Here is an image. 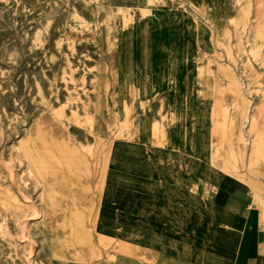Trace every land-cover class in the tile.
<instances>
[{
    "label": "rangeland",
    "instance_id": "374dc122",
    "mask_svg": "<svg viewBox=\"0 0 264 264\" xmlns=\"http://www.w3.org/2000/svg\"><path fill=\"white\" fill-rule=\"evenodd\" d=\"M0 2V264H51L48 226L33 215L43 184L29 173L41 121L90 164L96 256L79 264H210L215 243L233 253L240 231L225 217L244 220L224 202L215 210V188L264 195V159L246 166L250 147L239 159L235 131L231 169L242 178L215 186L213 105L232 77L264 105V0Z\"/></svg>",
    "mask_w": 264,
    "mask_h": 264
},
{
    "label": "bare ground",
    "instance_id": "6f19581e",
    "mask_svg": "<svg viewBox=\"0 0 264 264\" xmlns=\"http://www.w3.org/2000/svg\"><path fill=\"white\" fill-rule=\"evenodd\" d=\"M127 1H138L137 4L140 5L141 2H145L147 0ZM258 5L259 17L261 19L264 17V7H260V3ZM258 31L259 36L263 39L264 45V28L260 26ZM58 56H60V54ZM229 82V88L226 93L222 88L215 89V101L213 105L215 112V146L213 163L215 164V174L217 177L215 179V186L219 185L222 181L231 182L235 178H242L241 175L233 176L231 169V159L233 157L231 136L235 131L240 130L239 137L235 145L239 159H241L245 153L246 146L250 147V149L246 151V166L258 163L264 159V105H251L252 103L247 100L249 97L246 96L245 85L242 80L239 82L236 77H232ZM7 109L6 111H9ZM44 126L45 123L41 121L31 128L28 140V143L35 144L38 147L40 160L31 163L29 173L38 176L43 184L41 206H33V215L37 219H42L48 226V230L50 232L48 249L52 258L51 264H57L55 260L58 262L65 261L72 264H79L81 261H85L88 257L96 256L91 234L87 230L85 224V217L89 214V202L85 199L88 196V186L84 183V181L89 178L90 164L85 156L86 154H82L77 149L62 142L65 141V136L61 135L59 140L54 137H48L44 131ZM219 189L220 188L218 187L215 188V192L218 193ZM257 194L258 195L255 196L254 202L257 204V210L260 214L259 218L261 222L264 223V195L258 191ZM216 205L217 199L215 198V208ZM36 218L35 220H37ZM210 222V227H213L214 220L212 217ZM213 236L215 239V234ZM259 237L261 238V236ZM100 239H103L101 235ZM224 239L227 242L230 240L229 236ZM252 241L253 243L250 255H255L258 248L256 247L257 244L256 241H254V238H252ZM118 243H120V241H118ZM214 248L215 260L213 261H215V263L213 262L210 264H225L224 261L226 262L229 258L231 259L232 250L230 248L217 245L216 243L214 244ZM30 252L31 251H29V255Z\"/></svg>",
    "mask_w": 264,
    "mask_h": 264
},
{
    "label": "crops",
    "instance_id": "0c3cea01",
    "mask_svg": "<svg viewBox=\"0 0 264 264\" xmlns=\"http://www.w3.org/2000/svg\"><path fill=\"white\" fill-rule=\"evenodd\" d=\"M260 180L263 181V179ZM230 183L235 184L237 182L233 180ZM255 192L257 191L251 188H247L244 192H240V191L228 192L227 195H226V191L221 188L218 191L217 205L215 210L217 208L222 209V205L224 202L223 209L228 214L236 218H243L244 220V225H243L242 223L231 217L228 216L225 217L226 219H228L229 226L231 229L240 231V233L238 234L239 240L232 253L233 257L231 259L226 260V262L224 261L225 264H264V223H262L259 218L260 214L257 208H255V210H250L246 212L248 204L251 203V202L249 203L250 198L253 197L251 196V194L253 195ZM253 217L256 218L253 219ZM212 218L214 220V228L219 227L218 228L219 231L216 234L220 235V239L226 241L224 238H227L229 236L230 229L228 228L226 229L225 225L218 224L215 216H212ZM243 233H244V239H242L241 237ZM259 236H261V238ZM252 238H254V241H256L257 244L256 247L258 248L255 255H250L249 252L250 246L252 244L251 242ZM246 247H248V249H246Z\"/></svg>",
    "mask_w": 264,
    "mask_h": 264
}]
</instances>
